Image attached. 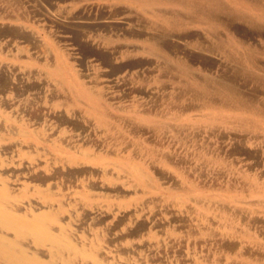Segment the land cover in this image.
Returning <instances> with one entry per match:
<instances>
[{
  "label": "rangeland",
  "instance_id": "1",
  "mask_svg": "<svg viewBox=\"0 0 264 264\" xmlns=\"http://www.w3.org/2000/svg\"><path fill=\"white\" fill-rule=\"evenodd\" d=\"M12 1L0 0V188L11 193L8 208L48 216L53 233L94 255L66 252L74 264H264V128L209 120L219 111L150 51L157 39L194 60L196 80L229 79L264 104V83L220 47L227 30H170L157 16L185 14L174 0L147 9L136 0H20L19 11ZM229 1L247 17L264 8V0ZM49 15L61 20L52 25ZM219 15L240 49H260L264 67V19ZM60 52L78 81L53 75ZM68 83L99 97L109 122ZM25 244L52 257L51 245Z\"/></svg>",
  "mask_w": 264,
  "mask_h": 264
},
{
  "label": "bare ground",
  "instance_id": "2",
  "mask_svg": "<svg viewBox=\"0 0 264 264\" xmlns=\"http://www.w3.org/2000/svg\"><path fill=\"white\" fill-rule=\"evenodd\" d=\"M154 1L155 0H136V2L144 9L153 5ZM174 2L180 4L181 7L185 9V14L177 10L161 12L162 15L159 14L157 17L159 21L163 23L162 25H165L174 32L194 23L207 24L214 32H218L221 29L227 30L225 34H228L224 35V38L220 39V47L228 50L229 55L238 61V63L243 65V69L246 72L249 71L251 79H256L264 83V67L259 60L260 49L255 51L245 50L246 48L244 47L240 49L233 39V34L230 33V21L225 20V18L222 19V16L220 17L219 15L221 12H228L230 15L242 17L255 24L258 22L256 19H264V8H256L258 15L255 16L251 14L250 17H247L243 10L238 9L237 5L233 4L229 0H174ZM11 3H13V6L18 11L25 9V5L20 0H13ZM58 20L61 19L55 15L47 16V21L52 25L57 23ZM242 38L248 39L245 35ZM251 38L254 39L253 36H251ZM164 41L166 42V40H163V42ZM166 43L168 44V42ZM150 51L172 61L173 65L171 70L180 73L182 76H186V80L184 81L185 89L190 92L192 91L196 98L203 100L204 103L211 105L219 111L218 114H214L208 118L209 120H216L218 118L220 120V118L223 117V119L228 123H232L240 128L252 129V131H260L264 128V104L259 103L255 98L246 94L243 91L244 89L239 87L237 84L229 81L228 78V80L219 81H216L217 79L212 80L207 78H203L199 81L196 80L193 76L195 69L194 60L191 61L185 57H178L176 55L173 56V53L169 51L168 47L157 39L153 38L150 40ZM65 56L66 55L63 52H60L53 75L55 77L62 78L66 83L78 81L76 73ZM232 79L234 81V78ZM67 85L69 86L70 92L76 99H89L91 103V105H89V111L91 114L97 116L102 123L109 122V116L101 109L99 97H94L88 90H85L78 85L70 83ZM180 96L172 99L170 102L172 106L179 105L178 103H180L181 99ZM222 110H234L239 113H237L234 117H229L224 116ZM133 165H131V167ZM10 198L11 193L9 190L6 188H0V264H74L73 259H65V257H63L66 252H69L74 256L82 255L87 258H94V255L91 253L88 254L81 252L63 235L53 233L50 229V218L48 216L39 215L29 218L13 212L10 208H8ZM26 241H31L39 247L51 245L52 257L47 259L40 257L37 252H34L27 247L25 244Z\"/></svg>",
  "mask_w": 264,
  "mask_h": 264
}]
</instances>
